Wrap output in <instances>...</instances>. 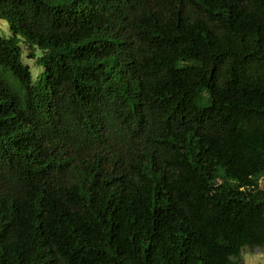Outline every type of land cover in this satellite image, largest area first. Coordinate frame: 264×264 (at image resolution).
<instances>
[{"label":"trees","instance_id":"trees-1","mask_svg":"<svg viewBox=\"0 0 264 264\" xmlns=\"http://www.w3.org/2000/svg\"><path fill=\"white\" fill-rule=\"evenodd\" d=\"M0 19V264L264 246V0H0Z\"/></svg>","mask_w":264,"mask_h":264},{"label":"rangeland","instance_id":"rangeland-1","mask_svg":"<svg viewBox=\"0 0 264 264\" xmlns=\"http://www.w3.org/2000/svg\"><path fill=\"white\" fill-rule=\"evenodd\" d=\"M12 32L9 30L8 23L0 19V35L6 38L10 37ZM22 47L25 48V44L22 43ZM41 55L40 50L36 51V57L32 58L27 55V51L24 50L23 62L29 65L34 80L41 76L44 72L43 65L36 62L37 57ZM264 181V180H263ZM264 187V182H261ZM238 260L243 264H264V246L256 248H244L239 256Z\"/></svg>","mask_w":264,"mask_h":264},{"label":"built area","instance_id":"built-area-1","mask_svg":"<svg viewBox=\"0 0 264 264\" xmlns=\"http://www.w3.org/2000/svg\"><path fill=\"white\" fill-rule=\"evenodd\" d=\"M263 180H264V178L260 181L261 186H262V183L261 182H264Z\"/></svg>","mask_w":264,"mask_h":264}]
</instances>
